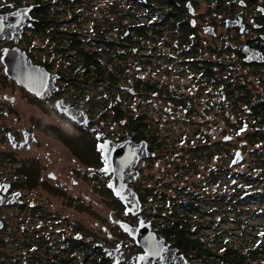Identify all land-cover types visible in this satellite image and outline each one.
<instances>
[{"label": "flooded vegetation", "instance_id": "flooded-vegetation-1", "mask_svg": "<svg viewBox=\"0 0 264 264\" xmlns=\"http://www.w3.org/2000/svg\"><path fill=\"white\" fill-rule=\"evenodd\" d=\"M5 83L66 128L6 125ZM260 162L264 0H0V264H198L206 216L264 198Z\"/></svg>", "mask_w": 264, "mask_h": 264}, {"label": "rangeland", "instance_id": "rangeland-1", "mask_svg": "<svg viewBox=\"0 0 264 264\" xmlns=\"http://www.w3.org/2000/svg\"><path fill=\"white\" fill-rule=\"evenodd\" d=\"M4 87L5 94H12L16 97V100L12 105L6 103V125L10 126L13 121L15 126L17 125L21 127H26L27 124H29L30 116L38 115L40 116V119L44 120L45 122L52 123L58 126L59 128H66L65 125L61 123V120L57 119L53 112H51V110L45 109L47 114H43L40 112L41 108L39 107V105L34 106L32 103L29 102L28 96L26 94L15 90L13 86L7 83H5ZM105 122L109 124L110 120L107 119L105 120ZM171 124L172 122L170 121H166L162 125H160L159 121L150 123L151 127L159 126L158 129L161 128V126H171ZM249 157L253 156L250 155ZM257 165L261 169L260 173H257V176H255L252 172V166H250L249 169L250 174L252 176H255L256 179V181L253 182V188H251L250 190L258 188L257 186H259L260 188H264V164L260 162ZM237 169L238 168L235 167H229V174H234L235 172L238 174ZM200 172L204 174L205 171L203 172L202 170H200ZM262 181L263 183H261ZM227 182H229L228 188H230V186L232 185L231 179L229 181L227 180ZM197 185L198 183H187L188 187L186 190H192ZM82 187L84 188L85 193H89L90 199L88 200L90 201L93 197L90 188L86 184H84ZM225 188L227 187H224V191H226ZM228 188L227 196L230 199L232 198V191ZM157 192H160V190H158ZM167 192L169 193L170 191ZM231 200L232 199H230V202ZM245 201L243 203L240 202V205H235V203L233 206L234 208L229 209L227 213H220L218 211L206 216L207 220H211L213 223H216L214 225V228L211 227L212 229L201 234L206 240H208L207 245H205L206 247H210L212 251L216 250L218 247L222 246L221 243H219L222 240H226L224 244H236L240 248H242L243 245L250 246L258 242H263L264 235H257V228L264 226V198L257 200L253 197L251 199H245ZM109 205L110 204L107 203L105 199L101 198V206L106 207ZM189 215L191 216L188 220L190 227H192L195 223L203 222L206 219H201L200 216L197 215L194 211H190ZM89 219L92 220V216H90ZM215 238L216 240H218V242L214 241Z\"/></svg>", "mask_w": 264, "mask_h": 264}, {"label": "trees", "instance_id": "trees-1", "mask_svg": "<svg viewBox=\"0 0 264 264\" xmlns=\"http://www.w3.org/2000/svg\"><path fill=\"white\" fill-rule=\"evenodd\" d=\"M261 229H264V226ZM184 249L194 251L196 256H202L198 264L201 262L203 264H264V246L257 243L250 246L243 245L242 248L236 244H224L212 251L210 247L191 241L189 245L184 246Z\"/></svg>", "mask_w": 264, "mask_h": 264}, {"label": "water", "instance_id": "water-1", "mask_svg": "<svg viewBox=\"0 0 264 264\" xmlns=\"http://www.w3.org/2000/svg\"><path fill=\"white\" fill-rule=\"evenodd\" d=\"M19 31H20L19 29L17 30L15 28H10V27H8L6 29V32L8 34H20ZM13 77H14V79H16L18 81H26V79L21 77L19 73H14ZM24 85H26V87L28 89H34L35 88L34 86L27 84L26 82H24ZM66 113L73 118L72 113L70 111H68ZM86 124H87V121L84 120V125H86ZM102 150H105L104 145H102ZM107 157H109V156H107ZM106 159H108V158H106ZM106 165H107V170L104 169L106 172L109 170L114 171V175L111 177V179L109 181V185H111L110 188L112 189V191L117 195V197L123 202V204L128 209L132 210L133 213L139 211L140 204H139V201H138L136 195L131 191L130 188H128L126 186V182L123 183L122 179H120V177L118 176L122 172L128 171L130 169V164L125 165V166H123V165H112L108 161V162H106ZM172 257H173L176 264L179 262V259L184 261L186 264H191L183 257V255H174V252H173ZM133 261H134V259L130 260L129 263H132ZM113 264H115V263H113Z\"/></svg>", "mask_w": 264, "mask_h": 264}, {"label": "snow or ice", "instance_id": "snow-or-ice-1", "mask_svg": "<svg viewBox=\"0 0 264 264\" xmlns=\"http://www.w3.org/2000/svg\"><path fill=\"white\" fill-rule=\"evenodd\" d=\"M98 147H100V146L98 145ZM105 170H107V165L105 166ZM109 187H111V185H109Z\"/></svg>", "mask_w": 264, "mask_h": 264}]
</instances>
